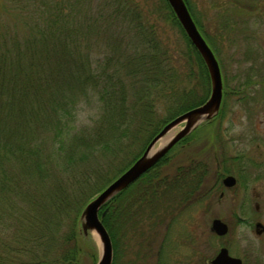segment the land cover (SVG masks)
I'll use <instances>...</instances> for the list:
<instances>
[{"label": "trees", "instance_id": "16d2710c", "mask_svg": "<svg viewBox=\"0 0 264 264\" xmlns=\"http://www.w3.org/2000/svg\"><path fill=\"white\" fill-rule=\"evenodd\" d=\"M2 8L0 264H83L87 252L94 262L95 243L80 230L83 207L165 123L205 101V89L187 84L201 78L209 89L206 67L166 0L158 9L183 48L161 36L136 0H3ZM10 15L19 20L10 24ZM142 133L136 153L118 155ZM167 155L103 206L114 248L120 199L139 180L152 193L180 182L182 196L189 186L186 166L160 175Z\"/></svg>", "mask_w": 264, "mask_h": 264}, {"label": "rangeland", "instance_id": "374dc122", "mask_svg": "<svg viewBox=\"0 0 264 264\" xmlns=\"http://www.w3.org/2000/svg\"><path fill=\"white\" fill-rule=\"evenodd\" d=\"M136 1L143 7L144 17L156 26L162 37L173 48H183L181 32L173 23L166 21L164 12L158 9L161 0ZM184 1L198 30L219 61L225 92L218 116L202 123L183 142L177 143L160 167L161 176L173 175L176 168L192 163L185 181L193 187L191 183L198 178L201 162L207 164L206 183L215 179L217 135H225L231 144V138L247 133L243 129L247 124L255 123L261 130L264 115V0ZM7 19L10 24L19 20L14 21L13 15ZM255 81L257 83L253 84ZM189 83L191 87H198V92L205 89L204 100L209 97L210 85L208 89L204 79L189 81L187 86ZM161 109L159 112L162 114L163 107ZM89 111L88 106L80 111L83 120ZM145 136L142 133L134 136L135 141L126 139L127 146L119 149L118 155L130 157L131 151L136 153L138 140ZM124 160L125 157L121 166ZM154 181L156 183V178ZM146 182L142 178L120 199L122 214L116 248L112 243L114 264H209L220 246L228 248L231 256L241 258L243 264H264L263 237L255 233L254 223L249 218L244 221L240 207L211 204L204 211L198 202L182 200L176 189L179 190L183 183L175 182L176 188L171 184L165 187V191H162V186L161 190L157 187L158 191L152 193L145 189ZM257 187L261 189L259 184ZM249 209L258 221H263L262 207L257 212L254 206ZM229 210L236 212L239 219ZM214 217H221L229 223L226 237L220 239L211 232L210 223ZM2 223H6L4 219ZM4 229L5 239L10 242L13 230L9 226ZM90 235L96 246L95 261L90 260L87 252L83 256V264H96L98 259L96 238L94 234ZM87 250L91 252V249Z\"/></svg>", "mask_w": 264, "mask_h": 264}, {"label": "water", "instance_id": "95a60500", "mask_svg": "<svg viewBox=\"0 0 264 264\" xmlns=\"http://www.w3.org/2000/svg\"><path fill=\"white\" fill-rule=\"evenodd\" d=\"M166 2L186 37L204 62L210 83L209 97L203 103L182 112L165 123L131 165L85 204L79 216L80 230L84 236L95 235L99 251L96 264H112L113 260L112 241L102 222L107 211V208L102 209L103 206L153 168L180 140L202 123L213 119L222 101L223 83L219 64L213 51L197 29L185 1L166 0ZM258 226H261V223H257L256 228ZM212 230L218 235H224L227 232V226L219 219H214ZM210 264H242V261L238 257L229 255L227 248L223 247L210 261Z\"/></svg>", "mask_w": 264, "mask_h": 264}, {"label": "flooded vegetation", "instance_id": "af4514ba", "mask_svg": "<svg viewBox=\"0 0 264 264\" xmlns=\"http://www.w3.org/2000/svg\"><path fill=\"white\" fill-rule=\"evenodd\" d=\"M256 83V81L253 82V84ZM240 91L243 92V90ZM260 127L261 132L255 123L245 125L243 129L247 133L231 138V144L228 143L230 141L227 140L225 135H217V151L214 152V181L206 183L207 164L205 162L199 163L198 178L192 181L193 187L187 186L184 189L182 200L187 203L191 200L192 202H198L204 211L206 206L211 204L219 206L228 204L229 208L240 207L244 214V221L249 218L248 220L254 223L255 233L261 235L264 240V219L262 222L258 221L255 218L256 216L254 217L252 212L249 211L250 206H254L256 212L259 207H262L264 218V115ZM191 164L186 165L185 172L187 170L189 173ZM256 184H259L261 189ZM230 212L235 215L236 219H239L236 212ZM214 219H219L225 223L227 226L226 234L218 235L212 230ZM257 223H261L258 228H256ZM210 230L217 238H224L229 233V223L221 217H214L210 223ZM223 247L225 246H220L216 254ZM262 255L264 262V250Z\"/></svg>", "mask_w": 264, "mask_h": 264}]
</instances>
